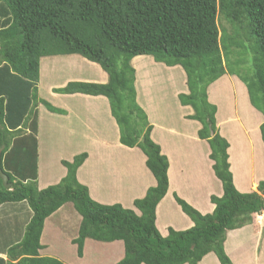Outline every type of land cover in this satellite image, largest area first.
Returning a JSON list of instances; mask_svg holds the SVG:
<instances>
[{"label": "trees", "instance_id": "obj_1", "mask_svg": "<svg viewBox=\"0 0 264 264\" xmlns=\"http://www.w3.org/2000/svg\"><path fill=\"white\" fill-rule=\"evenodd\" d=\"M219 14L235 28L232 36L220 30ZM2 18L0 169L12 187L4 188L0 178V206L27 202L33 215L22 240L7 250L8 259L0 258V264H65L39 252L46 219L67 203L82 217L78 237L73 240L79 257H83L85 241L91 239L122 241L125 256L117 264H199L210 253L220 264H234L225 250L227 233L250 224L254 214L264 211V181L249 194L236 189L229 143L220 135L217 106L209 101L208 88L225 74L236 75L245 83L253 107L264 115V0H0ZM239 26L247 29L244 36ZM233 48L241 53L230 60ZM248 50L252 65L246 67L243 59ZM66 55H80L99 64L109 80L106 84L70 82L55 92L105 96L121 144L138 147L147 157L146 165L157 184L144 198L135 200L140 214L91 198L88 187L77 178L87 153L76 155L71 162L63 160L66 176L45 189L40 190L36 175L25 170L30 165L35 169L37 164L38 105L64 113L39 99L41 59ZM141 55L185 71L189 93L179 98L183 106L194 110L188 118L202 126L199 137L210 145L213 170L224 190L222 197L212 196L215 209L207 215L175 196L194 226L185 231L170 229L166 237L156 227V210L169 189V161L152 140L153 127L136 101L131 61ZM29 122L30 128H23ZM25 129L30 131L27 137ZM260 130L264 143V122ZM23 140L27 142L12 163L11 156L19 150L10 153V147ZM28 173L30 178L22 181Z\"/></svg>", "mask_w": 264, "mask_h": 264}, {"label": "crops", "instance_id": "obj_2", "mask_svg": "<svg viewBox=\"0 0 264 264\" xmlns=\"http://www.w3.org/2000/svg\"><path fill=\"white\" fill-rule=\"evenodd\" d=\"M84 64L94 67L95 71L83 70ZM131 65L135 69L136 101L153 127L152 140L158 143L169 161V189L156 210V227L166 237L170 229L185 231L194 226L175 196L203 215L212 214L215 205L211 198L223 196V185L213 170L210 145L199 137L201 124L188 118L194 114L193 108L181 104L180 94L189 93L183 68L158 63L148 55L134 57ZM108 80V74L99 64L80 55L41 59L39 99L64 113H53L43 104L38 105L37 164L35 169L30 165L25 170L36 175L40 190L45 189L58 184L66 176L67 169L62 160L72 161L76 155L87 153V159L77 171V178L88 187L91 198L104 205L120 204L140 214L134 206L135 200L144 198L147 190L156 186L157 182L146 165L147 157L143 151L121 144L110 101L102 95L55 92V89L65 88L70 82L106 84ZM42 86L45 87L43 93ZM208 99L217 106V127L229 143L230 170L236 189L243 194L257 191L260 182L264 181V143L260 130L264 115L253 107L245 83L236 75L225 74L211 84ZM23 128H30V122ZM29 134L30 131L25 129L23 135L27 137ZM14 146L10 147L11 152ZM74 147L79 151L68 156L60 154L63 149L67 152ZM5 170L16 177L12 169L5 167ZM29 174H25L23 178H27L22 181L28 180ZM67 204L46 219L40 255L51 257L44 241L52 238L50 230L56 228L58 233L56 239L52 238L53 243L71 245L70 256L64 249L57 251V259L65 264L120 262L125 256L122 241L103 243L87 239L83 257L78 256L73 240L78 237L82 217L74 206L66 209ZM32 215L27 202L0 206V222L3 223L0 233L2 242L7 243L4 247L7 249H0V258L8 259L7 250L22 240ZM68 221L73 224L69 234L64 236L61 230ZM263 242L264 211L254 214L250 224L228 232L225 250L234 264H255V261L264 264ZM73 258L74 263L67 261ZM199 264L220 262L214 253H210Z\"/></svg>", "mask_w": 264, "mask_h": 264}, {"label": "rangeland", "instance_id": "obj_3", "mask_svg": "<svg viewBox=\"0 0 264 264\" xmlns=\"http://www.w3.org/2000/svg\"><path fill=\"white\" fill-rule=\"evenodd\" d=\"M4 19L2 18L1 20H0V22H2ZM217 22H218V25H219V28H220V30L221 31H224V30H226L227 31V34L229 35V36H232L233 34H234V32L236 31L235 30V28L232 26V25H230L229 23H227L226 21H225V19L219 14V16H218V20H217ZM238 28H240L239 29V31L241 32V34L244 36V33H246L247 32V29L244 27V26H239ZM245 44L248 46V47H250V45H249V43H248V40H246L245 41ZM240 54L241 53V50H237L236 48H233V52H232V55L230 56V60H234V58H235V54ZM238 57V56H237ZM251 57H252V53H251V51L250 50H248L247 51V56H245L244 57V59H243V63H244V65L246 66V67H248V66H251L252 65V62H251ZM82 68H83V70H88V69H90L91 71H95V68L94 67H92V66H89V65H86V64H84V65H82ZM45 85H46V83H45ZM209 89V88H208ZM45 91V87L44 86H42V93ZM27 141L26 140H23V142L21 141V144H18V145H15L13 148H12V150H19L25 143H26ZM78 148H76V147H74V148H72V149H69V150H67V152H66V150L65 149H63L62 150V152L60 153L61 155H66V156H68V154L69 153H71V152H77V151H79V150H77ZM15 152V154H13L12 156H11V160H12V163H14L15 162V160H16V156H17V154H19V152H21L20 150L19 151H14ZM10 153H12V152H10ZM64 153V154H63ZM28 159L30 160V161H32L33 160V156L32 155H29L28 156ZM63 161V160H62ZM67 161V160H66ZM71 162V161H70ZM24 164H27V162H25ZM64 166V165H63ZM65 167V166H64ZM60 183V182H59ZM73 206V204H67V206H66V209H69V208H71ZM72 224L73 223H70L69 221L67 222V224H65L64 226H63V230H61V233L63 232V235L65 236V235H67V234H69V232L71 231V228H70V226H72ZM2 225H3V223H1L0 222V227H2ZM0 230H2V228L0 229ZM57 233H58V229H56V228H52L51 230H50V235H51V237L52 238H55L56 236H57ZM52 238H47V240L46 241H44V243L48 246V249H49V251L51 252L50 254L48 253V255H50L51 257H56V259L58 258V256H59V254L57 253V251H58V249L60 248V249H64L65 250V252H66V254H69V256L72 254V251H71V245L68 243V244H61L60 246H59V244H54L53 242H54V240L52 239ZM56 239V238H55ZM58 240V239H57ZM13 241H15V238L13 239ZM5 245H7V243L5 242H2V233H0V249L1 250H5V249H7V247L6 248H4L5 247ZM90 245H92V244H90ZM263 245H264V242H263ZM69 256H67V257H69ZM75 258H73V259H69V260H67V261H69L70 263L72 262V263H74L75 261ZM248 264H251L250 262L248 263ZM255 264H257L256 263V261H255Z\"/></svg>", "mask_w": 264, "mask_h": 264}, {"label": "water", "instance_id": "obj_4", "mask_svg": "<svg viewBox=\"0 0 264 264\" xmlns=\"http://www.w3.org/2000/svg\"><path fill=\"white\" fill-rule=\"evenodd\" d=\"M0 178L2 179L4 188L10 189L12 187V183L9 182V177L1 169H0Z\"/></svg>", "mask_w": 264, "mask_h": 264}]
</instances>
